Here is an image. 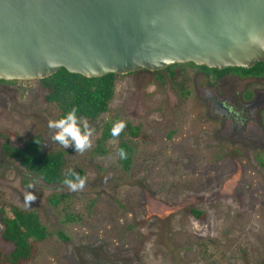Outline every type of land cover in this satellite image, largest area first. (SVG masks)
<instances>
[{
    "label": "rangeland",
    "instance_id": "1",
    "mask_svg": "<svg viewBox=\"0 0 264 264\" xmlns=\"http://www.w3.org/2000/svg\"><path fill=\"white\" fill-rule=\"evenodd\" d=\"M180 75L189 84L186 99L169 81L154 84L145 72L117 78L101 117L140 128V136L121 137L130 146L127 170L118 162V138L106 140L101 153L99 132L91 126L78 134L58 122L36 80L1 85L0 134L9 144L20 148L36 136L46 150L61 147L66 166L83 172L69 185H45L3 156L0 137V207L7 217L10 206L33 211L50 233L19 264H264V160L255 158L264 153V134L241 147L233 140L225 144L212 130L197 137L195 99L204 96L207 83L188 67ZM222 82L218 93L235 94L241 85ZM253 85L264 90V77ZM256 121H246L247 129ZM61 194L68 196L67 208H51L49 197ZM64 210L79 221L62 223ZM10 249L0 239L1 254Z\"/></svg>",
    "mask_w": 264,
    "mask_h": 264
},
{
    "label": "water",
    "instance_id": "2",
    "mask_svg": "<svg viewBox=\"0 0 264 264\" xmlns=\"http://www.w3.org/2000/svg\"><path fill=\"white\" fill-rule=\"evenodd\" d=\"M264 62V0H0V81Z\"/></svg>",
    "mask_w": 264,
    "mask_h": 264
},
{
    "label": "trees",
    "instance_id": "3",
    "mask_svg": "<svg viewBox=\"0 0 264 264\" xmlns=\"http://www.w3.org/2000/svg\"><path fill=\"white\" fill-rule=\"evenodd\" d=\"M185 66L194 67L191 63L171 65L163 72L170 79H174V73L182 71ZM210 71L218 76L226 73H238L241 76H261L264 74V62L257 63L251 68H226L223 70L208 69L204 66L198 67ZM117 75L108 74L99 78H83L79 75L69 74L60 69L55 74L41 80H37L44 90V100L53 104L58 111L56 120L72 126L76 133L85 131L87 127L99 132L97 143L101 153L102 145L108 139L119 140L117 146L118 162L123 170L128 169L130 146L121 137L127 135L129 138L138 136V128L129 124H121L118 119L102 120V114L108 109V103L113 98ZM5 84L6 82L1 81ZM179 85V84H178ZM180 86V85H179ZM82 123V124H81ZM2 139L1 151L3 156L12 162H16L27 173L36 176L42 183L48 186H63L82 179L83 172L79 169H69L62 159V148L60 150H46L42 140L36 136L24 142L20 148L13 147L8 142L7 134H0ZM64 137L58 136L56 141L62 145ZM68 196L52 195L48 199L51 208L56 209L63 204L67 208ZM9 215H5L0 207V224L2 231L0 239L11 246L6 255L0 251V264H19L28 261L34 250V246L50 236L45 227L41 225L38 216L33 211L26 212L16 207H8ZM191 214L198 218L202 214L191 210ZM79 221L77 217L64 210L62 223H74ZM56 237L67 241V237L56 232Z\"/></svg>",
    "mask_w": 264,
    "mask_h": 264
},
{
    "label": "flooded vegetation",
    "instance_id": "4",
    "mask_svg": "<svg viewBox=\"0 0 264 264\" xmlns=\"http://www.w3.org/2000/svg\"><path fill=\"white\" fill-rule=\"evenodd\" d=\"M185 67H188V70H193V75L199 76L200 78L205 80L208 88L205 89L204 96L196 94V108L199 112L197 113L198 115H196L197 128L200 131L197 134V137H203L205 135L209 136L211 133H213L216 134L217 139H222L224 140L223 142L227 141L225 144H229V140H233L236 145L238 144L241 147L244 143H249L252 141V135L257 134V136H259V134H264L263 128L257 125L260 124L259 113L264 116V90H257L253 85L257 81L262 80L264 74L258 77H244L239 75L238 73L231 72L222 74L221 76L217 77L216 74L200 69L197 66ZM163 70L156 72H148L143 70L120 76L133 78L134 75L145 72L151 75L154 84L156 81H169L171 86H175L176 89H174L177 91L176 94L179 95L181 99L188 98L190 96V89L188 87L189 84L188 82L185 83L184 77L180 75L181 72H175L173 74L174 79H170L167 74L163 72ZM226 78H229L233 84L236 82L241 83L240 87L235 90V94H232L231 90L230 92H226V90H224L218 93V89L220 87L222 88L223 86L222 81ZM1 85L4 84L0 81V87ZM173 98H175V95L173 96ZM206 118L211 119L209 121L216 125V127L212 129H210L211 126L208 125L207 128L204 127L203 125L209 124V121L207 122L205 120ZM253 120H257L256 122H254L256 124L254 125L255 127L250 130L247 129L246 123L248 122L246 121ZM134 127L138 128V136H140L141 132L139 126ZM210 130H212L211 133ZM239 134L244 136H241ZM224 135H227V137ZM201 137L197 140L196 143H200L202 141ZM230 153L232 155L237 154L235 149L231 150ZM255 158L257 161L264 160V153H260Z\"/></svg>",
    "mask_w": 264,
    "mask_h": 264
}]
</instances>
